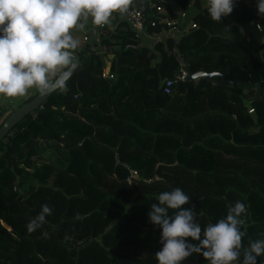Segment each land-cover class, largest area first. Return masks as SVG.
<instances>
[{
    "label": "trees",
    "instance_id": "1",
    "mask_svg": "<svg viewBox=\"0 0 264 264\" xmlns=\"http://www.w3.org/2000/svg\"><path fill=\"white\" fill-rule=\"evenodd\" d=\"M156 1L168 18L175 3L195 27L177 36L160 24L147 27L156 53L124 19L98 29L99 47H84L82 32L73 31L80 60L67 90H54L0 146V264H123L110 252L158 264L161 229L147 214L160 193L177 187L202 229L241 201L248 210L243 246L264 239V101L253 100L255 82L264 98V16L255 3L237 0L219 24L207 0ZM100 47L108 48L107 63ZM176 56L193 71L223 70L236 81L221 88L203 77L176 79L165 93ZM104 68L111 77L100 76ZM44 204L52 214L28 232ZM77 213L86 218L76 220ZM181 264L209 262L194 253Z\"/></svg>",
    "mask_w": 264,
    "mask_h": 264
},
{
    "label": "clouds",
    "instance_id": "2",
    "mask_svg": "<svg viewBox=\"0 0 264 264\" xmlns=\"http://www.w3.org/2000/svg\"><path fill=\"white\" fill-rule=\"evenodd\" d=\"M236 2L207 0V12L220 24ZM132 4L133 0H0V96L23 97L33 88L41 95L66 91L73 53L79 47L72 32L83 30L89 18L96 26L109 25L113 13L123 17ZM256 8L264 16V0H257ZM157 200L147 215L161 229L162 248L155 253L158 264H181L194 253L209 264H257V258L264 255V239L243 246L247 233L241 228L248 212L243 202L229 204L224 218L202 229L195 205L183 207L191 198L182 189L162 192ZM169 210L175 211L170 215ZM51 214L52 208L42 205L26 225L27 231L41 228ZM85 218L79 213L75 216L78 221Z\"/></svg>",
    "mask_w": 264,
    "mask_h": 264
},
{
    "label": "built area",
    "instance_id": "3",
    "mask_svg": "<svg viewBox=\"0 0 264 264\" xmlns=\"http://www.w3.org/2000/svg\"><path fill=\"white\" fill-rule=\"evenodd\" d=\"M171 5L176 14L174 18H168L164 6L156 0H133V4L123 17H121L118 13L114 14L119 15L120 19H124L131 32L138 37H153L154 35L147 34L146 28L153 27L157 24H160L161 27L165 28V30L169 33L181 31L183 19L187 20L185 24L186 29L195 27L194 22L189 19L185 10L180 9L175 3H171ZM255 25L256 27H259L257 23H255ZM85 33L86 31H82L83 40L86 39ZM92 35H97V31L95 32V29H92ZM176 60L178 61L179 66L174 74V77H165L163 79L161 88L165 93H169L171 91L172 84L176 79H183L184 77V71L181 69L183 62H181L178 56H176ZM100 76L111 77V74L102 70ZM247 112H252V107H248ZM2 115L0 105V119Z\"/></svg>",
    "mask_w": 264,
    "mask_h": 264
},
{
    "label": "water",
    "instance_id": "4",
    "mask_svg": "<svg viewBox=\"0 0 264 264\" xmlns=\"http://www.w3.org/2000/svg\"><path fill=\"white\" fill-rule=\"evenodd\" d=\"M98 27V26H96ZM80 57L79 54L74 51L73 53V63L69 71L71 72V75L76 70L78 63H79ZM181 69L184 71V77L183 80H195L199 77H203L207 80H214L216 84H218L221 88H225L226 85L232 83L233 81H236L234 79H228L224 77V71L223 70H209L205 71L203 68H199L198 70H191L187 64H183L181 66ZM256 90L253 95V100H263L260 96V84L259 82H255ZM54 91V90H53ZM53 91L49 92L46 95H41L38 91L32 95V97L26 101L21 102L18 105H15L10 110L7 111L6 115L0 120V146L9 138L12 131L16 128H18V123L28 116L35 108H37ZM36 139H33V142H35ZM59 144L61 145L62 149H65L64 146V137H61L59 139ZM66 150V149H65ZM30 159H34V155L30 156ZM114 159L117 162V156L114 155ZM134 177L137 175L134 174ZM152 178H154V173L152 175ZM87 239H84L82 242L86 241ZM72 243L75 244H81L82 242L76 243L74 240H71ZM109 256L112 258L117 259L119 262L123 264H134L130 259L126 258H118L115 255L109 253Z\"/></svg>",
    "mask_w": 264,
    "mask_h": 264
},
{
    "label": "rangeland",
    "instance_id": "5",
    "mask_svg": "<svg viewBox=\"0 0 264 264\" xmlns=\"http://www.w3.org/2000/svg\"><path fill=\"white\" fill-rule=\"evenodd\" d=\"M117 18H115V17H113L112 16V18H111V23L108 25V27H112V25H113V23H114V21L116 20ZM88 25L87 26H89L88 28H85V30H86V39H82L81 38V40H80V43H81V45H83L84 47H86V48H90V47H93V46H96V47H99V42H98V35H92V30H91V27H92V22L91 21H89L88 23H87ZM185 25V24H184ZM92 29H94V28H92ZM95 32H96V29H95ZM180 31H177V32H174V35L175 36H177L178 35V33H179ZM143 41V42H142ZM141 42L143 43V44H145V45H147L148 46V48H150V49H152V50H154V52L156 53V50L152 47V44L151 43H149V40H147L146 38H144V37H142L141 38ZM95 47V48H96ZM100 50H101V57L105 60L106 58H108V54L106 53L107 52V50H108V48H104V47H100ZM108 61H107V59L104 61V63H107ZM106 65V64H105ZM104 70L106 71V68H104ZM36 89L35 88H33V89H30L29 91H28V94H30L31 92H33V91H35ZM27 95H25V96H23V97H19V99H20V102L18 103V104H20L21 102H23L24 101V98L26 97ZM18 98V97H17ZM17 98H10V99H5L3 96H1V101H3L5 104H6V106H8V105H10V104H12V103H14L16 100H17ZM17 104V105H18ZM7 112H6V109H5V113L3 114V116L6 114ZM2 116V117H3ZM2 117H1V119H2ZM30 118V116H27V119L25 120V122L24 123H26L27 122V120ZM59 142V141H58ZM61 146V145H60ZM33 155V154H32ZM31 156V155H30ZM35 159V158H34ZM6 163H7V161H6ZM7 165L10 167V168H12L13 169V167L11 166V164L8 162L7 163ZM134 174H136V173H134ZM133 174V175H134ZM16 179L17 180H20L21 181V183L26 187V189H27V191L28 192H30L31 190H30V188L32 187L31 186V184L23 177V176H21V175H19V174H16ZM23 179L26 181H23ZM32 189V188H31ZM111 253V252H110ZM111 254H113V253H111ZM114 255V254H113Z\"/></svg>",
    "mask_w": 264,
    "mask_h": 264
},
{
    "label": "crops",
    "instance_id": "6",
    "mask_svg": "<svg viewBox=\"0 0 264 264\" xmlns=\"http://www.w3.org/2000/svg\"><path fill=\"white\" fill-rule=\"evenodd\" d=\"M166 1H170V0H166ZM246 1H250V2H253V3H255L256 4V2H257V0H246ZM113 17H115V18H120V16L119 15H115L114 13H113ZM89 21H91V18H89ZM88 21V22H89ZM186 19H183V24H182V28H181V30H186V26L184 25V24H186ZM93 24V23H92ZM88 24H86L85 25V28H88L89 26H87ZM108 26V25H107ZM85 28L83 29V30H79V32L81 33L82 31H86L85 30ZM92 28H94V29H96V31H98V29L99 28H101V26H98V27H96V25H92V27H91V30H92ZM170 34H172V33H170ZM174 34V33H173ZM142 37H140V39H141ZM144 38H149V37H144ZM34 92V91H33ZM33 92H31V93H33ZM20 102V99H19V97L17 98V100L14 102V103H12V104H10V105H8V106H6V104L3 102V101H1V96H0V105H1V108H4V109H6V112L8 111V110H10L12 107H14L15 105H17L18 103ZM5 111H2V114L4 113ZM36 142V141H35ZM35 158V157H34Z\"/></svg>",
    "mask_w": 264,
    "mask_h": 264
}]
</instances>
